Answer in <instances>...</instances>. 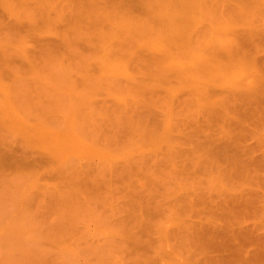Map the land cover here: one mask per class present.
Returning <instances> with one entry per match:
<instances>
[{"label": "rangeland", "instance_id": "374dc122", "mask_svg": "<svg viewBox=\"0 0 264 264\" xmlns=\"http://www.w3.org/2000/svg\"><path fill=\"white\" fill-rule=\"evenodd\" d=\"M69 1L71 0H65V3ZM73 1L74 4L71 7L64 8L62 5L57 9L47 10L43 8V4L40 6V0H30L33 14L29 16L28 13L22 15L12 13L9 7L0 0V74H3L4 78L7 77L6 82L12 80L11 72L16 71L9 70L13 69L11 66L17 67L20 75L23 74V81L25 83L28 81V84L33 83L30 87L28 85V89L23 91L19 89V92H22L21 95L24 94L26 103L29 101V104L36 108L43 106L44 115L49 113L48 109H50L49 117L44 116L48 119L53 113L56 117L60 114L64 117L63 112L69 108L68 111L74 110L75 107L82 116L80 113L82 107L86 102L88 104L92 102L95 106L92 107L95 108L93 110L97 109L100 113H98L99 120H96L100 123H96L100 125V135L104 136V139L108 138L109 141H104L103 138L93 140L92 135L94 138L98 135H95L96 132L92 131L90 126L91 130L89 128V133L88 131L87 133L91 134L89 136L91 139L88 140H93L94 143L100 141V144L90 141L92 143L90 144L91 152L88 149L90 153L86 152L87 155H85L84 145L81 147L83 153L81 149L78 150L80 147L78 142L83 141L82 137L86 138L88 135L83 133L84 136L81 137L83 134H80V137H77L80 139L78 141L76 136L68 133L72 143L74 141L79 146L77 149L70 147L75 144H70L68 136H65L67 134L65 126L70 124L67 122L61 127L65 128L62 130L65 133L63 132L60 137L55 135L59 131L58 126H56L57 130L53 128L55 138L58 136L63 141L64 137H67L68 139L65 140L70 142L65 144V148L62 145L66 141L60 140L62 144L58 147H61L57 148L56 144L59 140H51L49 145L54 142L55 144L52 145L56 147L54 155V149L50 148L52 153H49V147L53 146H48V141L54 137L53 135L52 138L49 135L48 140L44 139L46 142L42 140L47 143V149L44 150L43 145L46 146V144L42 141V146L39 145L40 142L39 148L34 144L35 148L32 149L34 139L38 134L39 136L42 134L38 136L42 138L43 133L37 132L35 138L32 137L34 135L29 136L33 140L29 148L30 143H23L25 138L29 140V137H23L25 140L22 141V134L18 135L22 133V128L21 132L16 131L17 133L14 132L16 128L10 130L17 137L12 138L11 136L9 140L4 135L9 131L6 129L8 126L6 125L5 128L2 127L4 123L0 124V131L2 130L0 132V264H134L135 262V264H244L243 260L248 261L246 264H264V0H257L258 3L255 0L257 5L254 0H246L249 3L254 2V6L248 5L250 8L247 9H241L239 6L236 9V4H243L241 0H227L231 2L230 5L236 3L233 7L229 6L228 2L226 4L229 7L226 5L224 8L226 14L236 20V23L231 25L232 33L235 32L233 41L236 46L234 42L233 46H238L239 50L235 55L223 54L224 45L223 48H219L221 42L217 39L220 40L223 35L220 34L221 36L218 37L220 31L215 32L216 27L211 26L208 20H204L209 23L207 33H203L207 29L204 30L203 24L200 25L201 32L204 35L207 34V43L211 40L213 43L210 42V46L213 44L212 47L223 54L228 67V75L232 80H238L239 83L238 88L227 85L221 86L222 90L217 86L218 83L214 82L210 84V89L208 88L209 94L191 87V80L185 81L184 77H181L179 73L176 75L172 69L166 72L167 75L165 74L169 80L160 75L156 76L155 67L156 71H153L155 75L151 73L152 71L142 69L145 73L153 74V76L147 74L149 76L147 81L146 74H142L139 69L142 65L139 56L142 54L145 58L152 52L153 49L150 47L151 52H148L147 44L145 46L146 41H141L149 37L139 38L137 42V36H133L134 32H131L129 36L121 23L120 9L124 8L130 10L133 15L150 16L151 23L158 24L157 17L146 14L143 11L145 9H142L143 5L141 6L138 0ZM212 1L215 2L214 0L210 2L213 3ZM245 6L243 5L244 8ZM74 15L77 16L76 21L72 19ZM224 20H226L225 17ZM225 28L226 26L224 30ZM227 31L225 32L229 34L230 30ZM203 34L201 36H204ZM226 38L228 37H225V41ZM229 38L231 39V36ZM201 40H194L192 43L198 45ZM139 42L143 46L138 44ZM124 43L127 45L125 46ZM126 47L134 51L130 50L131 66L129 65V68L131 72L138 69L139 74L135 72L137 79L146 78L147 82L144 80L146 84L150 83L151 86L155 84L156 92L150 91L149 93L147 89L144 95L143 91L135 88L134 81L130 82L133 86L135 85V89L128 84L123 85V80L129 81L130 79H126L123 66L113 64V61L115 59H117L116 62L119 61ZM110 50L113 54L111 58H109ZM153 51L156 60V57L161 56L162 53L158 50ZM135 55L139 61H135ZM149 57L146 60L151 64L154 63L153 66H155V62H152L154 59L151 61ZM144 67L149 69L146 65ZM103 69L106 73L102 71ZM42 74L43 78L38 81L37 78ZM85 74L92 78L84 81ZM20 75L15 76L13 81L15 85L23 86L20 83L22 82L19 79L22 78V75L19 77ZM17 78L20 80V82L17 81L18 83ZM179 79H181L180 82ZM72 80L76 81L77 84L74 82L77 86L76 90L81 91L83 96L86 95L85 98H78L79 92H75ZM248 82L253 84L251 88H248ZM12 83L14 87V82ZM179 84L186 86L184 88ZM175 85L178 87L176 88ZM169 86H174L177 90L168 98ZM17 88L14 87L15 90ZM143 90L146 91V86ZM130 92L139 94L140 99L137 100L129 95ZM232 94H236L237 98L234 99ZM219 95L224 96V100H219L221 102L217 101ZM122 100L127 104L121 102ZM66 102L69 107L64 110L67 106ZM79 102L85 104L80 107ZM64 103H66L65 107ZM73 104L74 108H71ZM90 104L87 107L92 106ZM92 108L89 111L88 108H84L87 112L83 117L89 115L88 113L93 111ZM44 110L48 112L45 113ZM61 110L63 114L60 113ZM27 114L31 116L30 112ZM38 114L35 118L39 117ZM33 115L31 117H34ZM96 115L94 117H98ZM81 116H77L76 124L79 123V126L84 122ZM134 119H140L141 125L139 122L137 124L140 126L135 124ZM66 121L68 120H65V123ZM54 122V120L51 122L52 125ZM96 125L92 127L95 128ZM170 125L176 129L173 128L171 131ZM78 129H82L79 133L83 132V128L78 127ZM170 132L171 135H168ZM150 134L151 137H149ZM2 136L8 140L5 141V137ZM171 136L172 139L174 138V145L167 143L165 139ZM18 137L21 140L17 141ZM72 137H75L74 139L78 142H75ZM156 137L161 140L160 143ZM32 140L30 138L29 142ZM162 141H164L163 144ZM98 144L101 153L106 152L107 155L113 157L105 158L108 160V163L104 160L106 165L101 161L104 155L102 154L100 158L97 156L98 149L91 150L94 149L93 145L98 147ZM71 148L76 149L78 153L82 152V157H80L81 154L79 158L78 154L72 153L76 151ZM59 149L61 153L66 151L65 155L70 157L75 155L79 158L67 159L66 165L69 159H74L75 162L63 166L66 167V173L63 174L67 177L66 180L59 175L65 171L59 164H63L62 162L66 161L67 157L60 159L58 154L56 156ZM102 149L106 151L103 152ZM187 152L190 154L187 155ZM56 158H59L61 163L57 162ZM20 159L23 160L20 162ZM99 160L101 164H98ZM107 164L110 169H106ZM61 180L66 184L68 182L72 184V181H74L73 185L75 182L78 184L74 186L75 188L68 184L71 189H74L72 193H75V197L71 198L66 193L67 189H70L66 184L62 186L67 188L66 192L63 191V194L67 195L64 196L61 193ZM63 180L68 182H63ZM76 188L83 191L79 196H77L79 189ZM185 192H192L191 195L197 199L195 200ZM203 199L204 203L206 201L205 204L202 202ZM65 203L74 205V211L79 210V217L76 222L73 221L74 217H71L73 224H70V227L68 222H65L66 226L61 222V225L65 226L61 229V225L58 224V219L61 218L59 217L60 205L65 206ZM134 209L144 211L141 212L142 215L139 212L141 220L138 222L137 219L140 217H135L138 211L134 215L135 213H132L135 212ZM209 209L212 211L210 212ZM67 211L65 213L62 211L64 213L61 212L62 216ZM180 211L183 215H180ZM19 212L22 215L24 212L25 218L29 215L31 226L28 218L24 219L18 214ZM70 215L71 213L68 214L69 217ZM68 216L66 218L69 219ZM134 217L135 221H133ZM12 219L15 221L13 222ZM107 222L118 225L115 227L116 231L112 229L114 234H110L112 226L110 227V223ZM10 223L21 227L17 230L20 235L15 231L18 227L14 229L15 227ZM178 224L181 226L184 224L183 228H180ZM22 225L29 229L26 235ZM119 225L124 232L118 229ZM8 227L9 231L12 229L10 232ZM187 227V230L191 232L194 229V234L198 232L196 235H200V242L196 239L198 236L192 239L190 237L192 233L187 234L189 233L186 230ZM223 230L230 232L228 238L219 233ZM6 234L10 235L8 240L11 242L6 241L8 237ZM13 236L21 237L22 240L15 238L20 242L23 241L22 236H24V242L12 241ZM211 238L219 242L228 240L229 245L228 247L217 245L216 241H211ZM138 240H140L139 243Z\"/></svg>", "mask_w": 264, "mask_h": 264}, {"label": "bare ground", "instance_id": "6f19581e", "mask_svg": "<svg viewBox=\"0 0 264 264\" xmlns=\"http://www.w3.org/2000/svg\"><path fill=\"white\" fill-rule=\"evenodd\" d=\"M2 1V3L4 4V5H6V6H8L9 7V9L11 10V12L12 13H14V14H18V15H22L23 13L25 14V13H28L29 14V16H32V14H33V11H32V6H31V4H30V0H1ZM139 1V3H140V5L142 6V9H145V10H143V11H145L146 12V14H148V15H154L155 16V18L157 17V19L159 20V22H158V20H156V22H158V24L157 25H153L151 22H152V20H151V18H150V16H147L146 15V17L144 16H137V15H133L132 13H131V11L130 10H128V9H120V14H122V19H121V23L123 24V26H124V28L126 29V31H127V33L129 34V36H130V34H131V32H134L133 33V36H137L136 37V41L138 42V40H140L139 38H146V37H149V38H147L146 40L145 39H142L141 41L143 42V40L144 41H146L145 42V46H146V44H147V49L150 47V48H152L153 50H158V51H160V53H162L161 54V56L160 55H158V57H156L157 59L155 60V54H154V51L152 50V52H153V54H152V52L150 51L151 49L149 48L148 50V52H151L150 54H149V56L150 55H153L151 58L149 57V56H147V57H149L148 59L149 60H153L152 62H155V66H153L154 65V63H152L151 64V62H149L148 60H146L147 59V57L145 56V58H143V56H142V54H140V58H141V63H142V67L140 66L139 67V69L142 71V74H146V76H147V81H148V77L149 76H153V74H154V72L156 71V76L157 75H160V76H163L166 80H169V77H167V76H165V74L167 75V71L168 70H170V69H172V71L174 70V72L176 73V75H177V73H179L180 75H181V77H184L185 78V81H188V80H191L192 81V84H190V86L191 87H193V88H197V89H200V90H202L204 93H208L209 94V91L210 90H208V88L210 89V84H212V83H218L217 84V86H219V87H221V86H223V87H225V86H227L228 85V87L229 86H232V87H235V88H238L237 87V84L239 85V83H238V80H232V78L228 75V67H227V63L224 61V59H223V54H227V55H229V56H232L233 54L235 55L239 50L237 49L238 48V46L237 47H235L236 46V43L233 41V38H235V35H234V33H232L233 31H231V25L233 26V24L234 23H236L235 21L236 20H234V18H232V16H228V14H226V9H224L225 8V6L228 4V2H229V6H235V4L236 3H233V4H231L230 5V1H227V0H214L215 2H213V3H211L209 0H138ZM248 1H250V0H248ZM252 1V0H251ZM255 1V0H254ZM257 1V0H256ZM256 1H255V5H257V3H258V1H257V3H256ZM241 2H243V4H236L237 6H235L236 7V9H238L239 7L241 8V9H247L249 6H252L253 4H254V2H252V3H249V2H247L246 0L244 1V0H241ZM247 2V3H246ZM38 3H39V1H38ZM227 3V4H226ZM42 4H43V8L44 9H49V10H52V9H57L59 6L61 7L62 5V7H64V8H66V7H71L73 4H74V1L73 0H71V1H69V2H67V3H65V0H40V6H42ZM251 4V5H250ZM227 5V7H229ZM243 5L246 7V8H244L243 7ZM249 5V6H248ZM239 6V7H238ZM242 6V7H241ZM254 6V5H253ZM144 7V8H143ZM250 8V7H249ZM107 10V9H106ZM224 10H225V14H224ZM227 15V16H226ZM154 16H152L153 18V20H154ZM75 17H77L76 15H74L73 16V18L72 19H74L75 21L77 20ZM224 17L226 18V20H224ZM231 19H230V18ZM229 19V20H228ZM204 20H208L209 21V23L211 24V26H214V27H216V28H214V31L215 32H218L217 30H219L220 32H218V37L219 36H221L220 34H222L223 36V38H221L220 37V40H219V38H217L218 39V41L219 42H221L220 44H219V48H223V45H224V48H225V50H223L224 52H223V54H220L219 53V51L220 50H217V49H215L214 47H212V45L213 44H211V46H210V42L211 43H213L209 38V43H207L208 41H207V39H206V35L207 34H203V33H207L208 32V25L207 24H209L208 22L206 23V22H204ZM232 20V21H231ZM155 22V21H154ZM218 22H219V25H218ZM217 23V24H216ZM233 23V24H232ZM203 24V29L204 30H206L207 29V31H203V33L201 32V30H200V25H202ZM221 24V25H220ZM217 25H218V27H219V29H218V27H217ZM236 26H238V24H235ZM226 26V28H225V30H224V27ZM221 27H223V29H221ZM229 31V34L228 33H226L225 31H227V30ZM222 30H224V32L226 33V34H224V32L222 31ZM227 31V32H228ZM200 33V34H199ZM204 35V36H201V35ZM232 34V35H231ZM228 35V36H227ZM234 35V36H233ZM129 36H126L127 38H130ZM231 36V39L229 38ZM233 36V37H232ZM200 37H202V39H204V40H201V38ZM216 37H217V35H216ZM215 36H214V39L216 38ZM225 37H228V38H226V41H225ZM227 39H230V40H228L227 41ZM194 40H201V41H199L198 42V45H196V43H192ZM233 42L235 43V46H233ZM125 44V46L127 45L126 43H124ZM137 44V43H136ZM138 44H141L142 45V43H138ZM149 45V46H148ZM140 46V45H139ZM143 46V45H142ZM145 48V47H144ZM237 49V50H236ZM24 51H27V50H25V49H23ZM131 49H129L128 47H126L125 48V50L122 52V54L120 55L121 57H119V61L118 62H116L117 61V59H115L114 61H113V64H118V65H121V66H123V69H124V75H125V77H126V79H130L129 81H127V80H123V85H129V86H131V87H133L132 89H137L138 91H143L144 92V95H146V92H147V89H148V91H149V93H151V92H153V91H155L156 92V87H155V89H154V86H155V84H153V86H151L152 84H150L149 82V84H146V78L145 79H143V77H146L145 75L141 78V79H143V80H140V79H137V75H136V73L137 74H139V72L140 71H137L138 69H136V71H132L131 72V69L129 68V65H130V62H131V58H130V55H131V51H133V50H131ZM134 52V51H133ZM155 52H157V51H155ZM159 52H158V54H160ZM133 54V53H132ZM157 54V53H156ZM28 55V54H27ZM139 55V54H138ZM107 56H108V54H107ZM113 56V54L111 53V50H110V52H109V58H111ZM132 57V56H131ZM135 57H136V55H135ZM134 57V58H135ZM138 57V58H139ZM154 57V58H153ZM103 58V57H102ZM139 58V59H140ZM133 59V58H132ZM136 60L135 61H139V60H137V57L135 58ZM103 61V60H102ZM134 61V60H133ZM144 63H143V62ZM148 61V62H147ZM157 62V63H156ZM137 63V62H136ZM148 63V64H147ZM34 64V63H33ZM134 64V63H133ZM138 64H140V63H138ZM158 66H157V65ZM30 65L32 66V63H30ZM64 65V64H63ZM146 65V68H149V69H145V66ZM131 66V65H130ZM148 66V67H147ZM153 67L152 69H151V67ZM11 67H13V69L12 68H10V70L9 71H16V72H11L12 73V76H13V78H12V80H9V81H11V82H9L8 80H7V82H6V80H5V78H7V77H3V74L1 75L0 74V93H2V95H0V124L2 125V123H4L3 125H2V127L4 126H8V128H6L7 130H9V131H7L8 133L7 134H4L8 139L12 136V138L15 136V138L17 137V135H13L14 134V132L15 133H17L16 131H20L21 132V128H22V133H20V134H18V135H21L22 136V138H21V136H20V138L22 139V141H23V137H29V136H32V135H34V136H32V137H34L35 138V134L37 135V132H40V134L41 133H43V136H42V138H39L40 136H39V134L37 135V138H33L34 140H35V142L33 143V146H34V144H35V146H38V148H39V145L40 146H42L46 141V138H47V140L48 139H50V137L52 138L53 136H54V132H55V130L54 129H56L57 130V128H58V130L59 131H57L56 132V134L55 135H58L59 137L61 136V134L64 132V131H62L63 129L65 130V128L63 127V128H61L62 126H64V125H66L67 124V122H69L70 124H69V126L68 125H66L65 127H66V130H65V132H67V134H65V136L67 135L68 136V138H69V141H71L70 140V137L73 135V136H76V138L77 137H80V134H86V135H88L87 137H86V135H85V137L86 138H84V137H82V136H84V134L83 135H81V137L83 138V141H84V139H86L85 140V142H83V141H81L79 138H77V140L80 142H78L77 140H75L73 137V139L75 140V142H78V144H80V147L78 146V145H76L77 143H74V141H73V143L76 145H74L73 143H72V141H71V143L70 144H73L74 146H70V147H73V148H75L76 147V149L78 148V150L80 151V149L82 150V146L83 147H85L83 150H85V155H87V153H90L91 151H90V148H92L91 147V145H92V143H94L93 142V140H96V139H99V140H102V138L104 137V136H102V135H100V133L101 132H99L100 131V125H96V123H98L96 120H99V112L97 111V109H96V111H94L95 110V108H92V107H95V106H93L94 104L91 102V104L90 105H92V106H88L87 107V105H89L87 102H86V104L85 103H83L82 102V104H80V102H79V104H80V107H82V105H84V107H82L83 109L85 108H88L87 110L89 111L90 110V108H92L91 110H93L94 112H95V114L93 113V111L91 112H89L88 114L89 115H91L90 117H89V115H86L85 117H83L84 116V113H86L87 112V110L85 111V109L83 110V112H81L80 111V113H82V116H81V114H79L78 112H77V110L74 108V104H73V107H71V108H74V110L73 109H71V111H68L66 108L67 107H69L68 105V102H66L67 103V106H66V103H64L63 105H64V107H62V108H64V110L66 109L67 111H68V113H67V111L66 112H63L62 113V110H61V112L60 113H62L63 115H64V117L63 116H61V114H60V116L62 117L61 119H60V116L58 115V117H56V115H55V117H54V115L52 114V115H50V118L53 116L54 118H51L52 119V121H51V119L49 118H45V117H49L48 115L50 114V109H48V111H49V113H47V114H43L42 112H43V106L42 107H38V108H36L35 106L33 107L31 104H29L30 102L28 101V103H26V100H24V94H22L21 95V93L22 92H19V89L20 90H25V89H28L33 83H30V84H28L29 82L28 81H26V83L23 81L24 80V78H23V74L21 73V75H22V78H19V77H21V75H20V73H19V71L20 70H18L17 71V67H14V66H11ZM135 67V66H134ZM156 68V70H155V68ZM158 67V68H157ZM137 68V67H136ZM19 69V68H18ZM105 69V68H104ZM102 70L103 72L105 71V70ZM142 69H144L145 71L146 70H148L149 72H151V73H153V74H151V73H145L144 72V70H142ZM135 70V69H134ZM155 70V71H154ZM123 71V70H122ZM154 71V72H153ZM171 71V70H170ZM17 72H18V75H20L18 78L20 79V80H22V82H20V80L17 78L16 79V82L18 81V82H20V83H22L23 84V86H21L20 84H17V85H19V87H23V89H21V88H19L17 85H15L16 83H15V81H13L18 75H16L17 74ZM136 72V73H135ZM1 73H3V71L1 70ZM11 73H10V76H11ZM13 73H16V74H14L13 75ZM105 73H106V71H105ZM147 74H150L149 76L147 75ZM154 74V75H155ZM168 75H170V74H168ZM16 76V77H15ZM85 77H83V80L84 81H86L87 79H91L92 77H89L87 74H85L84 75ZM155 77V76H154ZM43 78V74L39 77V78H37L38 79V81L39 80H41V79ZM180 78V77H179ZM155 79V78H154ZM157 79V78H156ZM146 82H145V81ZM159 80H161V79H159ZM163 80V79H162ZM73 81V80H72ZM130 81H134L135 83H136V86H135V88H134V86L131 84V82ZM158 81V80H157ZM163 81H165V80H163ZM181 81V79H179V82ZM236 82V84H235V82ZM240 82H241V80H239ZM12 82H14V87H18L16 90H18L17 92L18 93H20V94H18L17 92H16V90L14 89V87H13V83ZM17 82V83H18ZM28 82V83H27ZM76 81H73V82H71V83H73L74 84V86H73V88L75 89V92L77 91L76 89H77V86H76ZM178 82V83H179ZM183 82V81H182ZM234 82V83H233ZM10 83V84H9ZM157 83H159V82H157ZM177 83V84H178ZM185 83V82H184ZM251 82H248V88H251L252 87V85L250 84ZM24 84H26V85H24ZM122 84V83H121ZM160 84V83H159ZM161 84H163V83H161ZM186 84V83H185ZM28 85H29V87H28ZM122 85V86H123ZM150 85V86H149ZM164 85H166V84H164ZM171 85V84H170ZM184 85V84H183ZM145 86H146V91H144L143 89H145ZM148 86V87H147ZM167 86V85H166ZM179 86H182V84H179ZM184 86H186V85H184ZM184 86H182V87H184ZM28 87V88H27ZM170 87V86H169ZM174 87V86H173ZM173 87H170V89H169V91L171 92V93H168L167 92V95L169 94V96H168V98L170 97V96H172L174 93H175V90H177V89H175V87H176V85H175V87L173 88ZM178 87V86H177ZM176 87V88H177ZM12 88H13V90H12ZM124 88H125V86H124ZM151 88V89H150ZM172 88V89H171ZM185 88V87H184ZM73 89V90H74ZM150 89V90H149ZM181 89V88H180ZM221 89L223 90V88L221 87ZM123 90V89H122ZM12 91H13V93H12ZM151 91V92H150ZM15 92V93H14ZM77 92H79V94H77V93H74V94H77L78 95V98L79 97H81V99H83V98H85L86 97V95H84L83 96V94H82V92L81 91H77ZM18 94V95H17ZM72 94V93H71ZM16 96V98H15V96ZM70 95V94H69ZM77 95H75L76 96V98H77ZM80 95V96H79ZM82 95V96H81ZM129 95H131V96H133V97H135L137 100H139L140 99V97H139V94L137 95V94H134V93H132V92H130L129 93ZM233 95V94H232ZM236 95V94H235ZM235 95H233V98L235 99V97L237 98V96H235ZM19 96H21L20 98H18ZM123 96V95H122ZM220 96V95H219ZM224 96L223 95H221L220 97H218V102H221V101H219V100H224V98H223ZM226 97V96H225ZM22 98H23V100H22ZM122 98H124V96L122 97ZM144 98V97H143ZM227 98V97H226ZM19 99L21 100L20 102H22L21 103V105H20V102H19ZM148 99V98H147ZM173 99V98H172ZM232 99V98H231ZM86 100H87V98H86ZM85 100V101H86ZM141 100H143V99H141ZM146 100V99H145ZM149 100V99H148ZM171 100V99H170ZM17 101V102H16ZM84 101V100H83ZM149 101H151V100H149ZM149 101H147V102H149ZM153 101V100H152ZM121 102H125L126 104H127V102L126 101H121ZM146 102V101H145ZM146 102V103H147ZM24 104V105H23ZM27 104V105H26ZM29 105V106H28ZM24 107V110H26L27 109V111H24L23 110V107ZM32 108H31V107ZM86 106V107H85ZM29 107H30V109H29ZM78 107H79V105H78ZM77 107V108H78ZM26 108V109H25ZM35 108H36V110H35ZM38 109H40L39 111H38ZM34 110V111H33ZM73 110V111H72ZM212 110V109H211ZM33 111V112H32ZM36 111H37V114H38V112L43 116H41L40 114H38L39 115V117H42V118H39L38 116V118H35V116L37 115V114H35L36 113ZM46 111L47 110H44V112L46 113ZM47 111V112H48ZM27 112H30V114H31V116L33 115V114H35V116L34 117H31L29 114H27ZM66 113H67V115H66ZM92 113V114H91ZM99 113V114H98ZM96 115V114H98V115H96V116H98V117H94V115ZM45 116V117H44ZM77 116H81V117H83L82 118V120L84 121L83 123H81L80 125L81 126H79V123L78 124H76V122H78V120H77ZM81 117H80V119H81ZM94 117V118H93ZM67 118V119H66ZM89 118V119H88ZM90 118H92L94 121H92V119H90ZM137 118H139L138 116H137ZM56 119H57V122H56ZM64 121H63V120ZM53 120L55 121L54 123H53V125H52V123L51 122H53ZM60 120V121H59ZM65 120H68V121H66V123H65ZM81 120V121H82ZM88 120H90V121H88ZM140 119H134V121L136 122H134L135 124H137L138 122H139V124H140V121H139ZM142 120V119H141ZM49 121H51V122H49ZM62 121L64 122V124L62 123ZM92 121V122H91ZM96 121V122H95ZM59 122V123H58ZM86 122V123H85ZM91 122V123H90ZM94 122V123H93ZM51 123V124H50ZM93 123V124H92ZM55 124V125H54ZM98 124H100V123H98ZM52 125V126H51ZM84 125H87V126H84ZM96 125V127L94 128V127H92V126H95ZM138 125V124H137ZM141 125V124H140ZM140 125H138V126H140ZM177 125V124H176ZM55 126V127H54ZM56 126H58L57 128H56ZM60 126V127H59ZM67 126H68V128H67ZM80 127V129L81 128H83V132L82 133H79L80 131H82V129L81 130H79L78 129V127ZM83 126V127H82ZM90 126H91V128H92V131H94V132H96L95 133V135H98V137H96V138H94V136L92 135V138H93V140L91 141L92 143H90V141L88 140L89 138L91 139V137H89V136H91V134L89 135L88 133H89V128H90ZM99 126V127H98ZM178 126V125H177ZM1 127V128H2ZM86 127H88V128H86ZM137 127V126H136ZM4 128V129H5ZM14 128H16L15 130H14ZM17 128H19V130H17ZM54 128V129H53ZM60 128V129H59ZM91 128H90V130H91ZM94 128V129H93ZM98 130H97V129ZM170 129H171V131H172V129L174 128V126H172V125H170V127H169ZM14 130V132L13 131H10V130ZM78 129V130H77ZM85 129V130H84ZM174 129H176V128H174ZM61 130V131H60ZM87 131H88V133H87ZM0 132H2V130L0 131ZM13 132V133H12ZM59 132V134H57ZM61 132V133H60ZM64 132V133H65ZM10 133L12 134V135H10ZM54 133V134H53ZM68 133L71 135V136H69L68 135ZM1 135H3L2 133H1ZM49 135H51L50 137H49ZM53 135V136H52ZM152 135H154V133L152 132ZM168 135H171V132L170 133H168ZM5 136H2L3 138L5 137ZM39 136V137H38ZM56 137L55 138V136L52 138V139H50L48 142V146H51L52 144L54 145L55 143L54 142H52L51 143V145H49L50 144V142H51V140L53 141V139L54 140H59V143L58 144H56L57 146V148H60V147H58L59 145H61L62 143H61V139H59V137ZM102 136V137H101ZM4 138L5 139V141L6 140H8L7 138ZM32 137H29V140H30V138H31V140H32ZM49 137V138H48ZM62 137H64V136H62ZM149 137H151V134H150V136ZM164 137V136H163ZM162 137V138H163ZM169 137V136H168ZM2 138V139H3ZM14 138V140H16ZM19 137L17 138V141L18 140H21ZM67 137H64V140L62 141V142H64V141H66L65 143H63V145L62 146H66L65 144H67L68 142H67V140H65V139H68ZM81 138V139H82ZM3 139V140H4ZM26 139V140H25ZM24 140H25V142L23 141V143H30L29 144V148H31L30 147V145L32 146V143L31 142H33V140L32 141H30L29 142V140H28V138H25ZM45 139V140H44ZM104 139V138H103ZM164 139V138H163ZM165 139L168 141L167 143H169V144H172V145H174V141H173V139H172V136H171V138H166L165 137ZM3 140H1V141H3ZM10 140V139H9ZM42 140H44V141H42ZM61 140V141H60ZM88 140V141H87ZM105 140H107V141H109L108 140V138H106V139H104V141ZM156 140H158V142L160 141L161 142V140H159L157 137H156ZM27 141V142H26ZM43 142V144H42V142ZM89 142V143H87V142ZM106 141V142H107ZM11 142V141H10ZM12 142H14V141H12ZM20 142V141H19ZM41 142V143H40ZM102 142V141H101ZM106 142H104V143H106ZM156 142V141H155ZM159 142V143H160ZM163 142L164 141H162V144H163ZM6 143V142H5ZM9 143V142H8ZM22 143V144H23ZM37 143V144H36ZM40 143V144H39ZM97 143H99L100 144V141L99 142H97L96 141V143H94V144H97ZM107 143H109V142H107ZM154 143V142H153ZM157 143V142H156ZM166 143V142H165ZM39 144V145H38ZM46 144V146L45 145H43V147H44V150L45 149H47L46 147H47V143H45ZM91 144V145H90ZM98 144V145H99ZM140 144V143H139ZM142 145H144L143 143H141ZM168 144V145H169ZM52 145V146H53ZM89 145H90V147H89ZM141 145V146H142ZM28 145H26V147H27ZM35 146L34 147H32V149L33 148H35ZM137 146H138V144H137ZM141 146H139V147H141ZM56 147L55 146H53V147H49V150H50V148L51 149H56ZM95 147H97V145L96 146H94L93 145V148L94 149H91V150H96V149H98L99 147H100V145L97 147V148H95ZM158 147V146H157ZM40 148H42V147H40ZM66 148V147H65ZM67 148H69V146L67 147ZM130 148V147H129ZM128 148V149H129ZM43 149V148H42ZM55 149H54V151H53V153L54 152H56L55 151ZM63 148H61V150H62ZM72 149V148H71ZM76 149H72V150H75L76 151ZM89 149V151L90 152H88L87 150ZM112 149H113V147H112ZM131 149V148H130ZM171 149V148H170ZM60 149H59V151H58V153H56V156H57V154L59 155V158L60 159H65L66 157V161H63L62 163L63 164H59V166L60 167H63V166H68L69 164H70V162H75V160H76V158L77 159H79L80 157H82V152H79L78 153V151H76V152H74V151H72V153H75V154H78V157L80 156L79 154H81V156L78 158L77 156L75 157V155L73 156V154L71 155V156H73V157H75V160L74 159H69V163L66 165V162L68 161L67 159L68 158H73V157H70V156H68L67 154V156L65 155V153H66V151H63V153H61L60 151H61ZM65 150V149H64ZM67 150V149H66ZM82 150V151H83ZM111 150V149H110ZM133 150V149H132ZM189 150V149H188ZM0 151H1V149H0ZM48 151V150H47ZM68 151H71V150H68ZM102 151L103 152H105L106 150L105 149H102ZM108 151V150H107ZM116 151H117V149H116ZM119 151V150H118ZM131 151V150H130ZM130 151H128V152H130ZM137 151V150H136ZM168 151V150H167ZM52 153V150H50L49 151V153ZM87 152V153H86ZM94 152V151H93ZM97 152V151H96ZM132 152V151H131ZM184 152L186 153V151L184 150ZM190 152V151H189ZM60 153L62 154L61 156H60ZM68 153V152H67ZM71 153V152H70ZM83 153H84V151H83ZM97 153H99V154H97ZM97 153H95V154H97V156H99L100 158H101V155L103 154L104 156V159H101V161H102V163L104 164L105 162H104V160H107V159H109L108 157L110 156V155H107L106 154V152L105 153H101L100 152V150L98 149V152ZM101 153V154H100ZM108 153H109V151H108ZM114 153H115V155H116V152L114 151ZM118 153V152H117ZM185 153H183V154H185ZM192 153V152H191ZM4 154H6L7 155V153H4ZM69 154V153H68ZM190 153H188L187 152V155H189ZM54 155H55V153H54ZM53 155V156H54ZM65 155V156H64ZM89 156H90V154H88ZM91 155H92V153H91ZM105 155L107 156V157H105ZM114 155V154H113ZM186 155V154H185ZM8 156V155H7ZM64 156V157H63ZM93 156V155H92ZM55 157V156H54ZM53 157V158H54ZM102 157V158H103ZM111 158H113L112 157V155L110 156ZM117 157V156H116ZM59 158H56L55 160L57 161V162H59V163H61L60 162V160H59ZM105 158H107V159H105ZM115 158V157H114ZM217 158V157H216ZM194 159V158H193ZM8 160H11V159H9L8 158ZM23 160V159H22ZM21 159L19 160L20 162L22 161ZM54 160V159H53ZM219 160V159H218ZM79 160H77V162H78ZM112 161V160H111ZM213 161V160H212ZM64 162H65V165H64ZM79 163H80V161H79ZM106 163H108V160H107V162ZM106 163H105V165H106ZM88 164V163H87ZM98 164H101V162H100V160L98 161ZM102 164V165H103ZM78 165H82V164H78ZM109 165L107 164V167H106V169H110V166L108 167ZM113 166H114V164H113ZM217 167H219L218 165H217ZM66 168V167H65ZM65 168L63 167V169L65 170ZM68 169V168H67ZM111 169H112V167H111ZM61 170H62V168H61ZM64 170H62V171H64ZM81 170V169H80ZM59 171V170H58ZM66 173V170L63 172V173H59V175L62 177V179H64V180H66L67 179V177L66 176H63V174H65ZM65 177V178H64ZM63 180V182H68V181H64ZM70 182H68V184H69ZM72 184H69L70 186L72 185L73 187L72 188H75L76 187V185L78 186V184L75 182V184L73 185V183H74V181H72L71 182ZM64 184H66V183H62V180H61V183H60V185L62 186V185H64ZM68 184H66V185H68ZM65 185V186H66ZM68 185V186H69ZM61 186H60V191H61V193L63 194L64 192H66L67 190L68 191H70V189H71V187H70V189H67V188H65V187H63V188H61ZM75 186V187H74ZM80 188V187H79ZM78 188V189H79ZM64 189V190H63ZM67 189V190H66ZM77 189V188H76ZM75 189V191H76V193H77V190ZM80 190H82V189H79V191ZM64 191V192H63ZM66 192L69 196H71V198L72 197H75L74 196V194L72 193L73 191H74V189H71V191L70 192ZM78 191V195L77 196H79L83 191H80L79 192ZM63 194L64 196L65 195H67V194ZM93 193V192H92ZM185 193H187V192H185ZM189 193V195L190 196H192V198L194 197L193 195H191V193L192 192H188ZM187 193V194H188ZM91 196H93L94 197V195L93 194H91ZM96 197V196H95ZM79 198V197H78ZM137 199V198H136ZM194 199L196 200L197 198L196 197H194ZM192 200V199H191ZM206 200V199H205ZM193 201V200H192ZM197 202H198V200H197ZM203 203H204V199H203V201H202ZM134 203H136V202H134ZM138 203V202H137ZM202 203V204H203ZM205 203H206V201H205ZM204 203V204H205ZM180 204V203H179ZM65 206H62V205H60V214H59V217H61V218H59L58 219V224H59V226L61 225V222H63V224L66 226L67 224H69L68 226L70 227L71 225L70 224H73V221H77V219H78V213H79V210L77 209L76 211H74V208H75V206L74 205H71V204H69V203H65L64 204ZM68 205H70V207H68ZM135 205V204H134ZM181 205V204H180ZM179 205V206H180ZM63 208H62V207ZM189 206V205H188ZM66 207H67V209H66ZM74 207V208H73ZM134 207V206H133ZM181 207V206H180ZM66 209V211H67V213L68 212H70L71 213V215H70V217L68 216V214H70V213H66L67 214V216L69 217V219L68 218H66L67 216H66V214L65 215H63L62 216V213L64 212H66L65 211V209ZM70 208V209H69ZM134 208H137V206L136 207H134ZM198 208H199V206H198ZM73 209V210H72ZM139 210H140V207L138 208ZM138 209H137V211H138ZM142 209V208H141ZM70 210V211H69ZM135 210V209H134ZM210 210V212L212 211V209H209ZM63 211V212H62ZM73 211V212H72ZM131 211V210H130ZM133 211V210H132ZM136 210H135V212H132L134 215H136V212H137ZM208 211V210H207ZM26 212V211H25ZM62 212V213H61ZM139 212L140 211H138L137 212V215L135 216V217H140L139 216ZM142 213L144 212V211H141ZM141 212H140V214H141ZM27 213V212H26ZM63 213V214H64ZM74 213V214H73ZM18 214H20V212L18 213ZM23 215H25V213L23 212ZM22 214H20V216H23ZM27 215V214H26ZM73 215H75L77 218H75V216H73ZM134 215H132V217L134 216ZM142 215V214H141ZM180 215H183V214H181V211H180ZM64 216H66V217H64ZM24 217V219H27L28 220V223L30 224L31 223V219L29 218V215H27L26 217L27 218H25V216H23ZM22 217V218H23ZM63 217V218H62ZM71 217H74L73 219V221H72V218ZM135 217L133 218V221H135ZM66 220H65V219ZM30 219V220H29ZM61 219V220H60ZM68 219V220H67ZM60 220V221H59ZM64 220V221H63ZM139 220H141V217L139 218V219H137V222L139 221ZM12 221L14 222L15 220H13L12 219ZM11 221V222H12ZM30 221V222H29ZM72 221V222H71ZM133 221H132V224H133ZM17 222V221H16ZM26 222V221H25ZM65 222H68L67 224L65 223ZM70 222V223H69ZM182 222V221H181ZM107 223H110V222H107ZM10 224H15V223H10ZM61 225L60 226V228L61 229H63L65 226L64 225ZM123 224V223H122ZM128 224V223H127ZM110 225V227L112 226L113 227V225L114 224H109ZM124 225V224H123ZM143 225V224H142ZM178 225H180V224H178ZM15 228L14 229H16L17 227V229L15 230L17 233H18V229L19 228H21V227H19V225L16 227L15 225H13ZM21 226V225H20ZM30 226H31V224H30ZM63 226V227H62ZM118 225H114V227L112 228L111 227V230H110V234H114L115 232L114 231H116V228L115 227H117ZM134 226V225H133ZM139 226V225H138ZM181 226V225H180ZM183 226H184V224L180 227V228H183ZM125 227V226H124ZM123 227V228H124ZM137 227V226H136ZM135 227V228H136ZM24 227H23V225H22V229H23ZM179 228V227H178ZM8 229V231H9V227L7 228ZM27 228H24V230L26 231L24 234L26 235L27 233H28V231H29V229H27ZM112 229H114V231L112 230ZM118 229H121L120 228V225H119V228ZM188 229V227L186 228V230ZM12 230V229H11ZM10 230V231H11ZM21 230V229H20ZM122 230V229H121ZM179 230V229H178ZM181 230V229H180ZM9 231V232H10ZM113 231V232H112ZM123 232H124V230H122ZM181 231H185V230H181ZM188 231V230H187ZM187 231H185V233L187 232ZM121 232V231H120ZM178 232H180V231H178ZM189 233H187V234H191L192 236H190L191 238L192 237H197L196 239H197V241L198 242H200V235H196L197 233H195L194 234V229H193V231L191 232L190 230L188 231ZM191 232V233H190ZM17 233H15V234H17ZM109 233V232H108ZM118 233H119V231H118ZM220 234H223V235H226L227 236V238H228V235H229V231H220L219 232ZM10 234V233H9ZM9 234H6L8 237L11 235H9ZM19 235H20V233H18ZM131 234V233H130ZM6 235H5V237H6ZM121 235V234H120ZM131 235H136V234H131ZM130 235V236H131ZM134 236H133V238H134ZM137 236V235H136ZM5 237H3V238H5ZM8 237H6V241H9V242H11L10 240H8V239H10V237L8 238ZM126 237V236H125ZM2 238V239H3ZM18 240V238L20 239L21 237H15V236H13V240L12 241H17L16 239ZM22 238H24L25 239V237L24 236H22ZM189 238V237H188ZM24 239H23V241H17V242H20V243H23L24 242ZM123 239V238H122ZM126 239H128L127 237H126ZM193 239V238H192ZM223 239H226V238H224L223 237ZM20 240H22V239H20ZM133 240V239H132ZM135 240H136V238H135ZM120 241H121V239H120ZM123 242H125V240H122ZM139 241L140 240H138V243H139ZM190 241H191V239H190ZM211 241H213V242H215L217 245H225L224 247H228V240H223L222 242H219V241H217L216 239L215 240H213L212 238H211ZM2 242H4V241H2ZM136 242V241H135ZM192 242H193V240H192ZM195 242V241H194ZM120 244H121V242H119ZM126 243V242H125ZM185 243V242H184ZM187 243V242H186ZM196 243V242H195ZM124 244V243H123ZM137 244V243H136ZM75 249V248H74ZM201 249V248H200ZM203 250V249H202ZM177 251V250H176ZM76 252V251H75ZM174 254H175V252H174ZM178 255V254H177ZM242 257V256H241ZM173 258H174V255H173ZM172 258V259H173ZM190 258H192L191 256H190ZM102 260V259H101ZM136 260V259H135ZM137 261H138V259H137ZM193 261V260H192ZM134 262V261H133ZM136 263V262H135ZM134 263V264H135ZM191 263H193V262H191ZM243 263L244 264H246V263H248V261H246V260H243ZM195 264V263H194Z\"/></svg>", "mask_w": 264, "mask_h": 264}]
</instances>
